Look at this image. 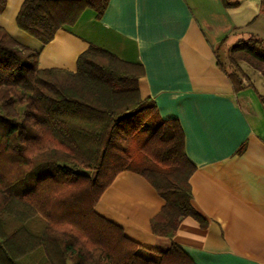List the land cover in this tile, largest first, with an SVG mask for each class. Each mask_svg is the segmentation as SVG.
<instances>
[{
    "label": "trees",
    "instance_id": "1",
    "mask_svg": "<svg viewBox=\"0 0 264 264\" xmlns=\"http://www.w3.org/2000/svg\"><path fill=\"white\" fill-rule=\"evenodd\" d=\"M108 1L24 0L16 20L47 44L86 9L99 18ZM233 35L241 36L222 54L226 37L215 53L240 91L244 64L264 78V38ZM39 56L0 26V264H196L175 242L146 251L96 211L116 177L133 171L165 201L151 219L154 234L173 238L186 216L205 225L191 202L195 165L184 130L142 97L143 65L96 45L75 71L41 68Z\"/></svg>",
    "mask_w": 264,
    "mask_h": 264
},
{
    "label": "crops",
    "instance_id": "2",
    "mask_svg": "<svg viewBox=\"0 0 264 264\" xmlns=\"http://www.w3.org/2000/svg\"><path fill=\"white\" fill-rule=\"evenodd\" d=\"M23 2L6 0L0 26L40 53L41 68L75 71L90 45L143 65L142 97L184 130L195 165L191 202L205 225L186 216L173 238L154 234L151 219L165 201L133 171L116 177L96 211L149 252L166 251L175 242L196 264H264V81L243 65L249 78L237 91L215 53L226 37L228 44L230 37L236 42L234 33H252L259 17L264 22L261 0H109L99 18L87 13L82 26L91 34L74 29L82 14L47 44L18 27Z\"/></svg>",
    "mask_w": 264,
    "mask_h": 264
},
{
    "label": "rangeland",
    "instance_id": "3",
    "mask_svg": "<svg viewBox=\"0 0 264 264\" xmlns=\"http://www.w3.org/2000/svg\"><path fill=\"white\" fill-rule=\"evenodd\" d=\"M209 7H211V4L209 5ZM246 7V5H245ZM96 11L93 9V8H88L87 12L83 13V18H82V22L79 23V25H77L74 29L80 33H83V34H91L92 31H89L87 29H85L82 25L84 24V22H86V19L88 17L89 14H92V13H95ZM89 13V14H87ZM254 31H252V33L254 34H257L261 37L264 38V22L262 21V19L259 17L256 19V22H255V27L253 29ZM258 32V33H256ZM241 35H238L237 37H239ZM230 44H226V47L222 50L223 53L222 54H225V52L227 51L228 47L230 45H233L234 42H235V39L230 37V40H229ZM248 69H250L252 71L251 68H249V66H247V64H244ZM263 81H264V78H263Z\"/></svg>",
    "mask_w": 264,
    "mask_h": 264
}]
</instances>
